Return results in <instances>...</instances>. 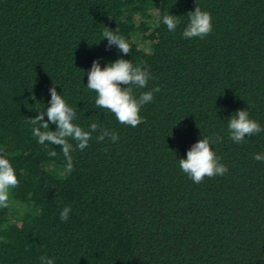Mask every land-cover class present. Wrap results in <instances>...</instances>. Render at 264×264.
Instances as JSON below:
<instances>
[{"label": "trees", "instance_id": "1", "mask_svg": "<svg viewBox=\"0 0 264 264\" xmlns=\"http://www.w3.org/2000/svg\"><path fill=\"white\" fill-rule=\"evenodd\" d=\"M198 3L213 31L185 39ZM167 13L181 21L175 32ZM105 27L119 28L132 51L108 49ZM120 58L152 74L137 96L161 89L135 128L96 108L86 87L93 61ZM53 86L75 123L120 136L94 133L72 152L73 171L61 146L40 145L27 123L50 106ZM238 110L264 128V0H0V155L19 180L0 208V264L45 255L54 264H264V162L253 158L264 154V131L230 140ZM204 136L223 137L212 147L228 172L196 184L179 159Z\"/></svg>", "mask_w": 264, "mask_h": 264}, {"label": "clouds", "instance_id": "2", "mask_svg": "<svg viewBox=\"0 0 264 264\" xmlns=\"http://www.w3.org/2000/svg\"><path fill=\"white\" fill-rule=\"evenodd\" d=\"M188 23L182 33L185 39H204L213 31L211 13L202 10L198 6L194 11L187 14ZM162 23L171 32H175L181 23L178 16L164 14ZM107 39L108 49L116 46L120 53L124 55L132 51V46L128 40L119 34V28L115 31L105 27L102 33V40ZM87 89L95 92V107L111 112L116 120L125 126L138 127L146 123V119L140 115L144 105L154 100L155 93L161 89L159 86L149 91H143L137 96L134 89H145L148 87L152 74L149 69L138 66L130 60L123 58L115 62L108 63L106 67H101L99 59L93 61L90 71L87 73ZM51 99L45 109H35L38 115L27 119L31 128V134L37 139L40 145H58L66 161V169L74 170L72 152L83 151L89 146V142L96 134V140L103 142L108 138L113 143L120 139V136L113 130L100 127L93 122L85 130L75 123L77 112L71 107L61 94L57 92L55 86L49 89ZM45 115L47 120H45ZM229 139L240 144L246 137L257 135L264 131V128L249 116L248 110H238L228 120ZM50 124L56 125V130L50 129ZM223 137H205L198 140L187 151L186 159H179V168L194 183L200 184L205 178H213L217 175L223 176L228 172L226 165L221 163L219 157L213 150L212 145L222 142ZM75 142V145L72 143ZM50 157H56V151H49ZM256 161L264 162V154L257 153L253 157ZM19 186L16 171L8 158L0 155V208H8L10 205L11 191ZM72 209L66 206L60 213L62 222H67ZM41 264H54L49 257L41 256Z\"/></svg>", "mask_w": 264, "mask_h": 264}, {"label": "rangeland", "instance_id": "3", "mask_svg": "<svg viewBox=\"0 0 264 264\" xmlns=\"http://www.w3.org/2000/svg\"><path fill=\"white\" fill-rule=\"evenodd\" d=\"M144 49L147 50V49H149V47L147 45H145Z\"/></svg>", "mask_w": 264, "mask_h": 264}]
</instances>
